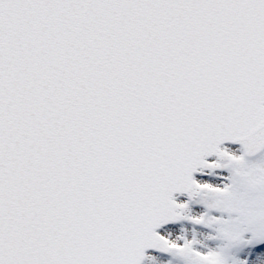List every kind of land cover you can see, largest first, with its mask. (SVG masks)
<instances>
[{
	"label": "snow or ice",
	"instance_id": "1",
	"mask_svg": "<svg viewBox=\"0 0 264 264\" xmlns=\"http://www.w3.org/2000/svg\"><path fill=\"white\" fill-rule=\"evenodd\" d=\"M0 264H264V0H0Z\"/></svg>",
	"mask_w": 264,
	"mask_h": 264
}]
</instances>
